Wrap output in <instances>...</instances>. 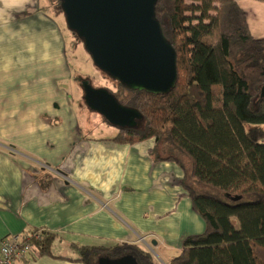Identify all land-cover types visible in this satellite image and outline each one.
<instances>
[{"label":"crops","instance_id":"obj_1","mask_svg":"<svg viewBox=\"0 0 264 264\" xmlns=\"http://www.w3.org/2000/svg\"><path fill=\"white\" fill-rule=\"evenodd\" d=\"M264 39V1L237 0ZM52 0H0V238L44 229L55 256L19 264H84L70 245L135 243L170 264L206 223L175 162L154 160V139L121 143L84 133L63 17ZM41 168L54 174L42 190ZM74 252V254H67Z\"/></svg>","mask_w":264,"mask_h":264},{"label":"trees","instance_id":"obj_2","mask_svg":"<svg viewBox=\"0 0 264 264\" xmlns=\"http://www.w3.org/2000/svg\"><path fill=\"white\" fill-rule=\"evenodd\" d=\"M155 16L177 53L176 85L154 94L107 74L117 91L107 89L144 116L143 128H119L112 139H154L153 159L185 172L182 184L206 229L186 237L170 264H264V39L252 35L237 0H158ZM35 179L45 191L54 174L41 168ZM56 241L45 230L34 258L55 256ZM70 246L72 260L84 264L126 255L160 264L135 243Z\"/></svg>","mask_w":264,"mask_h":264},{"label":"water","instance_id":"obj_3","mask_svg":"<svg viewBox=\"0 0 264 264\" xmlns=\"http://www.w3.org/2000/svg\"><path fill=\"white\" fill-rule=\"evenodd\" d=\"M67 25L83 41L94 64L132 90L171 91L177 81V53L155 16L158 0H60ZM84 101L118 128L144 120L107 88L83 80ZM264 98V86L260 93ZM101 264H139L132 255Z\"/></svg>","mask_w":264,"mask_h":264},{"label":"rangeland","instance_id":"obj_4","mask_svg":"<svg viewBox=\"0 0 264 264\" xmlns=\"http://www.w3.org/2000/svg\"><path fill=\"white\" fill-rule=\"evenodd\" d=\"M61 9L58 7L56 11L63 17V21H61L62 28L67 38L68 60L73 75L69 90L79 113L82 129L86 135L95 138L115 136L119 128L110 124L102 114L92 111L86 105L81 83L83 80L88 79L94 87L110 88L114 91H117V83L94 64L90 54L85 49L83 41L68 27L64 11ZM143 126L144 120L139 121L137 127L143 128ZM67 254H74V252H67ZM153 255L160 264H168L163 261L162 257L158 258L157 255Z\"/></svg>","mask_w":264,"mask_h":264},{"label":"built area","instance_id":"obj_5","mask_svg":"<svg viewBox=\"0 0 264 264\" xmlns=\"http://www.w3.org/2000/svg\"><path fill=\"white\" fill-rule=\"evenodd\" d=\"M44 229L0 238V264H19L35 255L34 241L42 239Z\"/></svg>","mask_w":264,"mask_h":264}]
</instances>
